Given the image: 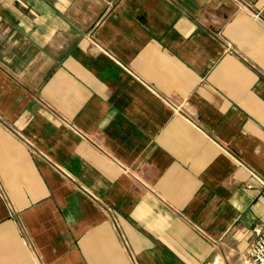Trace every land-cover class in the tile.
<instances>
[{"label":"crops","instance_id":"obj_1","mask_svg":"<svg viewBox=\"0 0 264 264\" xmlns=\"http://www.w3.org/2000/svg\"><path fill=\"white\" fill-rule=\"evenodd\" d=\"M258 230L264 0H0V264H254Z\"/></svg>","mask_w":264,"mask_h":264},{"label":"built area","instance_id":"obj_2","mask_svg":"<svg viewBox=\"0 0 264 264\" xmlns=\"http://www.w3.org/2000/svg\"><path fill=\"white\" fill-rule=\"evenodd\" d=\"M168 103L177 111L184 113L190 119H193L192 114L184 111L182 104H177L171 100ZM257 239L251 245V258L254 264H264V232L257 231Z\"/></svg>","mask_w":264,"mask_h":264}]
</instances>
